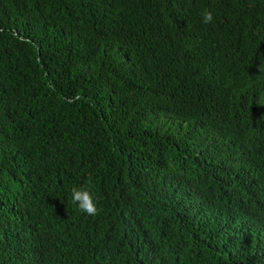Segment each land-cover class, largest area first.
I'll return each mask as SVG.
<instances>
[{"label": "trees", "instance_id": "trees-1", "mask_svg": "<svg viewBox=\"0 0 264 264\" xmlns=\"http://www.w3.org/2000/svg\"><path fill=\"white\" fill-rule=\"evenodd\" d=\"M0 264H264V0H0Z\"/></svg>", "mask_w": 264, "mask_h": 264}]
</instances>
